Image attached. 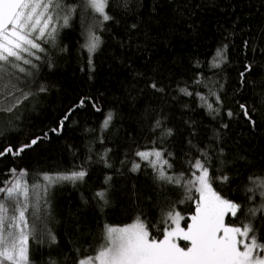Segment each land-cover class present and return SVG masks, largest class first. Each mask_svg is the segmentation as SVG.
I'll list each match as a JSON object with an SVG mask.
<instances>
[{
  "label": "trees",
  "instance_id": "1",
  "mask_svg": "<svg viewBox=\"0 0 264 264\" xmlns=\"http://www.w3.org/2000/svg\"><path fill=\"white\" fill-rule=\"evenodd\" d=\"M65 3L77 9L69 25L42 44L35 67L17 73L20 90L4 101L15 106L0 111V150L37 141L19 156H0V186L10 169L26 170L29 181L87 172L83 181L47 193V215L30 241L33 264H75L76 249L80 257L93 254L105 225L124 226L140 216L155 235L162 209L174 204L185 217L194 212V203H179L182 189L158 181L138 151H164L169 174L187 179L188 161L204 150L213 177H228L214 179L213 187L240 203L241 213L259 206V190L247 188L254 187L249 177H264V0H128L127 7L109 0L112 19L105 22L83 0ZM90 28L101 40L91 55L85 47ZM225 46L226 62L213 67ZM134 162L140 164L135 172ZM254 227L264 239V218L257 216Z\"/></svg>",
  "mask_w": 264,
  "mask_h": 264
},
{
  "label": "snow or ice",
  "instance_id": "2",
  "mask_svg": "<svg viewBox=\"0 0 264 264\" xmlns=\"http://www.w3.org/2000/svg\"><path fill=\"white\" fill-rule=\"evenodd\" d=\"M121 3L127 7L128 0H121ZM108 5L109 0H83V7L97 14L100 22L112 19L106 11ZM76 10L75 5H68L65 0H0V111H12L15 105L6 106L4 101L20 90L17 73H26L25 66L35 67L32 58H41L37 53L45 52L42 44L55 41L58 27H67ZM100 43V37L90 28L85 44L88 53H94ZM226 49L227 46L223 51L217 50L213 67L226 62ZM246 71H251V65L246 66ZM240 75L243 78L245 72ZM151 86L156 87L154 83ZM181 91L192 95L186 88ZM212 94L216 96V103H221L219 95ZM200 99L210 111H217L213 104L207 103L206 97ZM83 104L82 99L80 105ZM240 107L254 125L247 107L243 104ZM227 115L231 117L233 113L229 111ZM111 120L109 113L103 128L107 129ZM167 134L171 135V130ZM36 142L34 139L15 150L8 146L0 150V156H19ZM199 151L202 158L188 161L193 171L187 179L183 173L169 174L172 164L165 158L164 151L153 149L136 153L142 161H147L158 181L182 189L179 203H194V212L190 216L185 217L174 204L167 210L162 209L160 224L163 227L153 226L155 235L140 216L123 227L105 225L94 253L80 257L79 249H76L75 264H264V239L254 227L257 216L264 218V177L248 178L254 187L247 191L255 193L259 190L261 203L247 207L241 213L243 206L240 203L225 198L213 187L214 179L227 181L228 177L214 178L211 157L206 151ZM139 168L140 164L134 162L131 170L135 172ZM9 171L11 178L0 186V264H33L30 241L37 239V222L47 215V193L59 184L83 181L87 172L81 168L79 171L44 173L29 181L26 170ZM96 195L108 203L104 191ZM253 198L249 197L250 200ZM238 213L241 214L239 219ZM185 219L189 222L182 226ZM49 235L55 243V237L50 232ZM181 241L185 242L183 246ZM50 264L56 262L50 261Z\"/></svg>",
  "mask_w": 264,
  "mask_h": 264
},
{
  "label": "rangeland",
  "instance_id": "3",
  "mask_svg": "<svg viewBox=\"0 0 264 264\" xmlns=\"http://www.w3.org/2000/svg\"><path fill=\"white\" fill-rule=\"evenodd\" d=\"M147 151H151V150H147ZM125 225H127V224H125ZM124 225V226H125ZM186 224H184V222L182 221V226H185ZM115 227H123V226H119V225H115ZM183 246V245H182Z\"/></svg>",
  "mask_w": 264,
  "mask_h": 264
}]
</instances>
